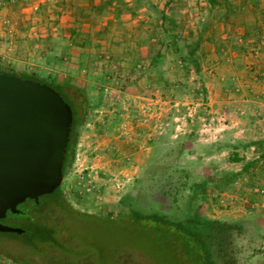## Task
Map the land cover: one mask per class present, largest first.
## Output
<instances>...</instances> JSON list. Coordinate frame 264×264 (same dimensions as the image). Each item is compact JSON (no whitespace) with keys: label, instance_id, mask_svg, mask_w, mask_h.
<instances>
[{"label":"rangeland","instance_id":"1","mask_svg":"<svg viewBox=\"0 0 264 264\" xmlns=\"http://www.w3.org/2000/svg\"><path fill=\"white\" fill-rule=\"evenodd\" d=\"M0 70L88 97L59 188L93 215L65 213L68 244L120 264L149 232L109 216L157 214L210 236L219 264H264V0H8ZM23 237L0 231V260L40 262Z\"/></svg>","mask_w":264,"mask_h":264},{"label":"water","instance_id":"2","mask_svg":"<svg viewBox=\"0 0 264 264\" xmlns=\"http://www.w3.org/2000/svg\"><path fill=\"white\" fill-rule=\"evenodd\" d=\"M73 109L50 84L0 71V219L64 179ZM4 224L1 232H23Z\"/></svg>","mask_w":264,"mask_h":264},{"label":"trees","instance_id":"3","mask_svg":"<svg viewBox=\"0 0 264 264\" xmlns=\"http://www.w3.org/2000/svg\"><path fill=\"white\" fill-rule=\"evenodd\" d=\"M5 72L48 83L55 87L71 105L73 109V123L65 153L63 166L65 175L74 155L79 127L84 123L88 109V97L84 89L79 86H70L60 80L48 81L36 75ZM48 197H50L51 208L59 206L62 210V214H59L61 221H59L58 216L48 218V212H45L47 213L46 216L36 213V211L39 212L43 207H47L46 211L49 210V207L46 206V198L40 204L28 199L18 205L19 212L13 213L31 212L33 214L32 219L28 220L29 225L24 228L21 234L24 236L23 242L26 244L25 248L32 251H37L36 249H38L39 251L37 252L41 256V261L33 263L30 260H25V262L28 264H98L93 256H88L87 253L78 250V247L68 244L64 237L67 230V223L63 221L65 213L69 214L71 211L73 214L84 216H92L93 214L73 210L70 205H66L64 200H62L60 191L48 195ZM54 209L55 207H53ZM109 217L126 221L134 227V230H137L139 227H145L149 232V243H140L138 246L131 247L130 251H126L127 257H121L122 261L120 264H219L214 257L210 236L205 238L200 233L190 229L182 221L171 220L157 214L138 216L132 212ZM2 242L0 240V248L2 247ZM133 252L139 255L135 256ZM5 254L15 261H21L16 256H10L6 252ZM99 262H102L101 264H110V262L106 261Z\"/></svg>","mask_w":264,"mask_h":264},{"label":"flooded vegetation","instance_id":"4","mask_svg":"<svg viewBox=\"0 0 264 264\" xmlns=\"http://www.w3.org/2000/svg\"><path fill=\"white\" fill-rule=\"evenodd\" d=\"M59 191L61 192L60 188L58 187V188H57L54 192H52V193H49V194H43V195L39 196V200H38V201H35L33 198H27L25 201H27L28 199H31V200H34L37 204H40V202L44 201L45 198L48 197V195H52V194H54V193H58ZM30 202H31V201H30ZM38 208H39V207H38ZM36 213H38V212L36 211ZM10 214H11V212L8 211L7 216H9ZM12 217H13V216H12ZM1 221H2V218H1Z\"/></svg>","mask_w":264,"mask_h":264},{"label":"built area","instance_id":"5","mask_svg":"<svg viewBox=\"0 0 264 264\" xmlns=\"http://www.w3.org/2000/svg\"><path fill=\"white\" fill-rule=\"evenodd\" d=\"M5 2H8V0H0V7H2L5 4Z\"/></svg>","mask_w":264,"mask_h":264},{"label":"crops","instance_id":"6","mask_svg":"<svg viewBox=\"0 0 264 264\" xmlns=\"http://www.w3.org/2000/svg\"><path fill=\"white\" fill-rule=\"evenodd\" d=\"M0 264H6V262H4V261L0 260Z\"/></svg>","mask_w":264,"mask_h":264}]
</instances>
